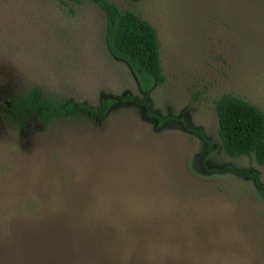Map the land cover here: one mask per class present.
Here are the masks:
<instances>
[{
    "label": "rangeland",
    "instance_id": "1",
    "mask_svg": "<svg viewBox=\"0 0 264 264\" xmlns=\"http://www.w3.org/2000/svg\"><path fill=\"white\" fill-rule=\"evenodd\" d=\"M109 1L157 33L166 80L147 94L98 5L0 0V264H264V167L224 152L216 115L224 96L264 113V0ZM35 86L146 105L9 115Z\"/></svg>",
    "mask_w": 264,
    "mask_h": 264
},
{
    "label": "trees",
    "instance_id": "2",
    "mask_svg": "<svg viewBox=\"0 0 264 264\" xmlns=\"http://www.w3.org/2000/svg\"><path fill=\"white\" fill-rule=\"evenodd\" d=\"M58 1L62 4L92 2L103 10L108 22V47L114 56L132 67L144 94L165 83L157 33L140 16L132 11H121L109 0ZM128 101L140 102L135 97L123 96L104 98L97 107L77 105L73 102L60 104L47 99L43 90L35 86L25 97L12 100L6 111L22 122L36 117L44 125H50L55 120L75 114L78 110L91 116L104 117L114 105ZM140 103L146 105L145 101ZM147 115L158 120L160 124L164 122L149 111ZM216 115L218 136L224 152L230 157L254 158L264 167V113L241 98L224 96L216 104ZM206 142L211 145L210 141Z\"/></svg>",
    "mask_w": 264,
    "mask_h": 264
},
{
    "label": "water",
    "instance_id": "3",
    "mask_svg": "<svg viewBox=\"0 0 264 264\" xmlns=\"http://www.w3.org/2000/svg\"><path fill=\"white\" fill-rule=\"evenodd\" d=\"M8 107H10V104L8 103Z\"/></svg>",
    "mask_w": 264,
    "mask_h": 264
}]
</instances>
